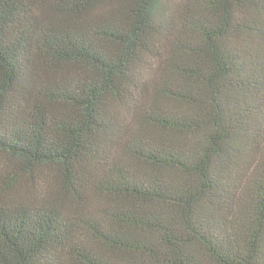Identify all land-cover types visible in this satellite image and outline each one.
<instances>
[{
  "label": "trees",
  "instance_id": "trees-1",
  "mask_svg": "<svg viewBox=\"0 0 264 264\" xmlns=\"http://www.w3.org/2000/svg\"><path fill=\"white\" fill-rule=\"evenodd\" d=\"M0 264H264V0H0Z\"/></svg>",
  "mask_w": 264,
  "mask_h": 264
}]
</instances>
